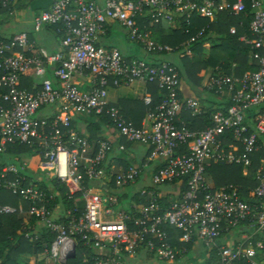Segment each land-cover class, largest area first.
Wrapping results in <instances>:
<instances>
[{"label": "built area", "instance_id": "1", "mask_svg": "<svg viewBox=\"0 0 264 264\" xmlns=\"http://www.w3.org/2000/svg\"><path fill=\"white\" fill-rule=\"evenodd\" d=\"M248 2L252 18L238 40L252 50L250 58L259 70L238 78L215 68L203 90L230 106L215 111L212 125L200 132L189 130L181 116L197 117L204 106L181 95L177 68L162 57L189 56V45L200 40L205 29L181 45L183 52H175L153 41L151 32L141 27L148 21L171 29L184 27L188 34L193 18L212 23L223 12L243 14L244 0L231 4L228 0H104L103 6L56 0L49 10L33 16L32 31L61 26V52L35 48L25 32L0 38V89L5 91L0 95V154L15 144L39 148L43 169L66 187L70 198L83 201L82 211L73 206L64 221L49 220L45 210L35 206L45 202L46 195L24 187L25 178L15 167H0V193L30 202L27 213L41 218L53 235L50 244L42 245L51 264H65L79 242L95 255L91 260L84 257L82 264H133L140 257L149 264H180L197 248L205 252L203 264H264V174L256 175L258 186L249 194L251 201L242 198L237 186L214 189L206 174L215 163L241 165L246 172L249 154L260 148L257 136L264 137V112L253 120V133L248 132L244 117L246 110L264 109V56L259 54L264 49V0ZM0 4L6 8L13 0ZM109 23L119 25L144 58H128L115 48L99 46L98 37ZM229 34L235 35L236 28L231 27ZM29 76L38 80L33 93L21 88V80ZM133 83L155 85L162 94L159 104L147 112L149 126L143 123L142 129L134 128L119 110L106 109L110 84L118 88ZM142 101L151 107L149 93ZM45 109L53 116H39ZM92 113L109 116L117 137L146 147L145 157L126 168L113 167L111 142L98 141L93 143L97 153L82 161L92 145L70 125L75 116ZM228 132L241 152L236 146L225 149ZM145 178L148 185L143 184ZM125 192L131 201L123 208ZM14 214L24 213L0 205L1 216ZM233 230L242 232L240 242L233 247L218 244ZM257 235L260 238L255 240Z\"/></svg>", "mask_w": 264, "mask_h": 264}, {"label": "trees", "instance_id": "2", "mask_svg": "<svg viewBox=\"0 0 264 264\" xmlns=\"http://www.w3.org/2000/svg\"><path fill=\"white\" fill-rule=\"evenodd\" d=\"M19 1L20 0H13V4L6 8L2 7L0 4V17H3L5 21H8V19L11 18L13 11L20 8H17ZM228 2L231 4L235 2V0H228ZM244 6L245 11L243 14L234 16L228 12H223L220 13L217 20L212 23L205 19L193 18L192 27L188 28V34L185 33L186 28L184 27L179 29L169 28V30L164 32L161 25H151L148 24V21H145L141 28L150 30L153 41L160 45L168 46L175 52L180 51L181 45L197 31L202 28L205 29L204 36L197 42L189 45L192 56H184L182 59H179V63L176 65L180 82L183 81L198 86L203 80L201 73L207 69L210 70V74L212 75L213 71L218 66L223 69L224 74L228 76L234 75L235 77L240 78L246 72H256L259 70L257 62L250 58L252 50L238 40L239 37L247 31L252 18L248 0H244ZM240 24L242 26H240ZM60 27L61 26H52L47 28H53L58 32ZM231 27L236 28L235 35L229 34ZM204 44L209 45L208 48H205L203 46ZM259 54L264 56V49L259 51ZM37 82L38 80L33 76L23 78L21 80V88L33 93V85ZM119 91H124V89L122 87L115 88L111 84L107 88L106 109L114 107L119 109L124 119L127 122L132 123L136 129H142L143 123L145 126H149L147 112L148 110H153L159 104L162 95L158 88L155 85L133 83L130 85L127 94L124 92L121 94ZM2 92L5 91L0 89V95ZM145 92L149 93L152 98V105L149 108L145 107L142 101ZM211 97L215 98L216 101L213 100L206 103L199 116L191 117L189 114L183 113L181 120L184 121L189 130L196 132L205 130L212 125V115L215 111L220 110L224 112L230 106V102L227 100L218 102L217 99L219 100V97L215 96L213 93L211 94ZM113 98L117 101L116 103L112 100ZM263 112L264 109L262 108L250 109L244 112L245 122L249 133L254 132L253 120L259 115V113L261 114ZM79 122L83 124L85 123V130L81 131L77 129V124H79ZM70 129L80 137L85 138L88 142L94 144L98 141H108L103 133L106 129L112 130L117 134L109 116L105 113L99 116L93 113L86 116H75L71 121ZM117 138L120 146L118 148V159L120 160L119 162L121 166L126 168L130 163L123 160L124 158L122 159V157H125L123 156L124 152L129 150L134 144L126 142L125 139L121 137ZM257 140L260 148L258 151L249 154L248 159L250 161V166L246 169L245 175H243L244 168L241 165L215 163L207 169V178L211 181L214 189L223 188L228 185L237 186L240 187L242 198L246 201H251L249 194L258 186L256 175L258 173L264 174V167L260 166V162L264 161V147H262L264 144V137L258 135ZM225 143L228 145V147L225 148L227 151L228 149L231 150L229 145L238 147V152H241L242 150L240 145L233 144L232 135L229 132L225 135ZM39 150L40 149L37 147H29L24 144L8 146L5 154L0 157V167L4 164H14L19 166V163L25 161L24 159L27 157H32L27 161L38 163L41 160ZM20 175L25 176L30 180H34L33 176L27 172L20 171ZM47 181L48 182L42 180L36 182L38 188L44 191L48 198L50 197L46 207L48 210H52L56 206H60L65 215L73 208L74 197L70 198L67 195L66 188L56 179H49ZM0 204L16 206L17 198L6 192H1ZM22 204L24 208L28 205L26 202H22ZM37 221H39V218L31 216L28 224L24 226L23 220L19 219L16 215H0V264H22L19 261V256L24 252H31L32 245L37 247L36 242H33L31 245V242H28L24 238V231L26 232V229L23 231V227L32 228ZM61 221L64 220L62 219ZM17 231H21L22 233L17 234ZM176 235L177 237L179 236L178 233H176ZM47 240L48 244H50L52 237H48ZM178 246L181 245L178 244ZM37 249H41L40 245H38ZM213 256L214 253L211 256V259ZM84 257H87L90 260L95 258L94 250L89 249L83 242H79L77 244L75 256L69 258L65 264H82Z\"/></svg>", "mask_w": 264, "mask_h": 264}, {"label": "crops", "instance_id": "3", "mask_svg": "<svg viewBox=\"0 0 264 264\" xmlns=\"http://www.w3.org/2000/svg\"><path fill=\"white\" fill-rule=\"evenodd\" d=\"M55 1L56 0H20L17 4V8L18 7H20V8L15 9L13 11L11 18L8 19V21H5V19L3 17H0V38H7V37L12 36L13 34L25 32L28 34L29 42L35 48H37V49L43 48L48 53H51V54L61 52L60 35L53 28H45L38 33H33V31H32L33 16L36 15L37 13L41 12V11L49 10ZM85 1L88 3H94V4L99 5V6L104 5V0H85ZM70 13L73 14V12H70ZM16 14L20 15V20L18 21V24L21 25V30H19L18 32L6 33L4 29L8 28V26L11 24L10 23L11 21L14 23L15 18H16ZM161 27H162V30L164 32L169 30V27L166 24H162ZM98 45L102 46V47H106V48H115L123 56H126L128 58H138V56H140L139 58H144V53L142 52L140 47L136 43L131 42L128 39L125 31L119 25H117L115 23H109L108 25H106L104 27L103 31L101 32V34L98 37ZM205 48H208V47H205ZM179 52H183V51L180 50ZM191 56H192V52L187 57H191ZM162 59L170 62L171 64H173L177 68L176 65L179 63V59H182V58L178 57V53H173L170 55L163 56ZM210 75H211L210 70H207V69L204 70L201 73L203 80H202L201 84L198 86H194L193 84L181 81L180 82L181 95L183 97H190V98L196 99L200 103L201 106H205L206 103H209L213 100L215 101V98L211 97V95L205 93L203 90V85L207 81V79L210 77ZM80 81L83 83L85 82V80H80ZM83 88H85V86ZM122 88L124 89V91H119V92L121 94H122V92L127 94L129 92L130 86L122 87ZM123 96H126V95H123ZM112 100H114V103L117 102L115 100V98H113ZM115 109H117V108H115ZM117 110H119V109H117ZM39 116L45 117V118H50L53 115H52V112L50 110L45 109L39 113ZM85 128H86L85 123L83 124V123L79 122V124H77V129L83 131V130H85ZM103 133H104V136L108 139L109 142H111V144L113 146L112 152L110 153V156H109V159L112 162V166L117 167V166L121 165L119 162L120 160L118 159V156H119L118 148L120 147L119 143H118V138H117L116 134L114 133V131H112V130L106 129L103 131ZM91 145L92 146H90V149L85 153L84 157L82 158V161L86 160L87 158L93 157L97 153V148L95 146H93V143H91ZM262 147H264V144L262 145ZM146 152H147L146 147L139 145V144H134L129 150H126L124 152L123 156H125V157H122V159L124 158L123 160H126V162H129L130 165L131 164H137V162L140 159L145 157ZM4 154H0V157H1V155H4ZM30 158H32V157H30ZM30 158L29 157L25 158L24 159L25 161L20 162L19 166L14 165V164H10V165L4 164V165H2V167H5V166L15 167L17 172H18V175L25 178V183L23 184L24 187H32L35 190L42 191L38 188V185L36 184V182L37 181L40 182L42 180H44L45 182H48L47 180L53 179V177H51L48 174V172L43 169L41 164H39L40 161L38 163H33L31 161H27ZM0 160H1V158H0ZM260 166L264 167V161L260 162ZM20 171H24V172L29 173L31 176H33L34 180H32V179L30 180V179L26 178L25 176L20 175ZM245 174H246V172L243 171V175H245ZM208 181L211 183V181L209 179H208ZM141 185H142L141 182L137 183V186H141ZM42 192L44 193V191H42ZM11 196H13V195H11ZM14 197L17 198L16 206H11V205H8V206H11L13 208H20L22 210V212L24 214H14V215H16L19 219L23 220V225L26 226L28 224L31 216H35V215H29L27 213L31 204H30V202L23 200L20 196H14ZM75 198H76V196H75ZM49 199H50V197L48 198L46 195V201L43 203H36L35 204L36 208H43L45 210V213H46V218L49 220H52L55 222H60L62 219L64 220V218H63L64 217V214H63L64 211L62 210V208L60 206H56L52 210H48L46 205H47ZM22 202H26L28 204L26 206V208H24ZM73 203H74L73 206H76L77 209L79 210V212L82 211V208H83V201L82 200H80L79 198H76L73 200ZM0 205H3V204H0ZM7 216H9V215H7ZM36 218H39V217H36ZM24 229H26V232L24 231ZM23 231H24V238L28 242H31L30 243L31 245L33 244V242H36L37 247H38V245H40L41 249H37L36 246L32 245L31 246V252L22 253L19 256V261L22 264H51L49 262V260H47L46 253L43 250L42 245L45 243L48 244V240H47L48 237L49 238L52 237V240H53V235H51L47 231V229H46L44 223L42 222L41 218H39V221H37V223L35 224L34 227H32V228L23 227ZM21 233H22L21 231H17V234H21ZM241 235H242V232H239L237 230H233V231L225 234L223 236V238H221L218 241V244L223 245V246L233 247L238 242L241 241V239H242ZM25 236H29L28 237L29 239H27ZM255 238H256L255 240H257L260 238V236L257 235ZM198 249H200V248H197L193 251H190L188 254V257L192 258L195 256L196 258L203 259L205 252L202 249H200L202 251H199ZM205 256H206V254H205ZM130 262H132V261H130ZM203 263L204 262L202 260L201 264H203ZM133 264H149V262L147 261V259L145 257L144 258L140 257L139 261L137 260V261L133 262ZM180 264H183V260Z\"/></svg>", "mask_w": 264, "mask_h": 264}, {"label": "rangeland", "instance_id": "4", "mask_svg": "<svg viewBox=\"0 0 264 264\" xmlns=\"http://www.w3.org/2000/svg\"><path fill=\"white\" fill-rule=\"evenodd\" d=\"M20 20V15L19 14H16V18H15V21L14 23L11 21L10 25L8 26L7 29H4L6 33H9V32H18L19 30H21V25L18 24V21ZM140 56H138L137 59H142V58H139ZM85 83V82H84ZM82 90V89H81ZM147 172H149V170H147ZM150 182L149 178H145L143 180V184H146L148 185ZM130 195L125 192L123 194V197L121 198V205L123 208H126L128 206V204L130 203ZM103 208H106V203H104L103 205ZM199 251H202L200 249H198ZM203 255V254H202ZM203 259L201 258H196L195 256L194 257H187L185 259H183V264H201Z\"/></svg>", "mask_w": 264, "mask_h": 264}, {"label": "water", "instance_id": "5", "mask_svg": "<svg viewBox=\"0 0 264 264\" xmlns=\"http://www.w3.org/2000/svg\"><path fill=\"white\" fill-rule=\"evenodd\" d=\"M103 187H104V189H106V186H103ZM74 256H75V253H74L71 257H69V258H72V257H74ZM69 258H68V259H69ZM68 259H67V260H68Z\"/></svg>", "mask_w": 264, "mask_h": 264}]
</instances>
